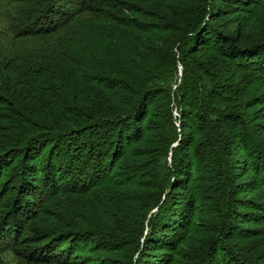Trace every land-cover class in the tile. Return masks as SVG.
Instances as JSON below:
<instances>
[{
	"label": "trees",
	"instance_id": "16d2710c",
	"mask_svg": "<svg viewBox=\"0 0 264 264\" xmlns=\"http://www.w3.org/2000/svg\"><path fill=\"white\" fill-rule=\"evenodd\" d=\"M0 1V264H264V0Z\"/></svg>",
	"mask_w": 264,
	"mask_h": 264
},
{
	"label": "rangeland",
	"instance_id": "374dc122",
	"mask_svg": "<svg viewBox=\"0 0 264 264\" xmlns=\"http://www.w3.org/2000/svg\"><path fill=\"white\" fill-rule=\"evenodd\" d=\"M19 5L16 3H9L6 1H0V52H4V49L13 47H23V49H31L40 45L52 47V45L60 44L64 45L63 58L67 57L68 60H74L73 58L80 59V55L83 59L88 58L93 62V67L100 61L102 49L108 46L106 40V34L109 28H102L101 23L95 24L91 21L87 15H78L73 17V20L68 23L65 27L60 29L58 32L45 37H36L27 40H21L12 42L11 37V20L10 17L15 15V12H19ZM119 37V36H118ZM132 41L131 35L128 37ZM9 50V49H8ZM66 59V58H65ZM90 69H86L88 71ZM85 70L82 72L84 74ZM97 72H92L89 76H94V80H98ZM264 122V120L262 119ZM51 208V204H47ZM3 261L5 263L11 262L13 256L9 253L2 254Z\"/></svg>",
	"mask_w": 264,
	"mask_h": 264
}]
</instances>
